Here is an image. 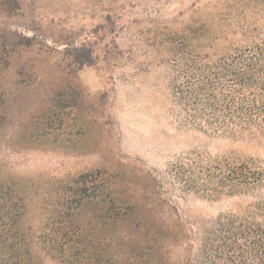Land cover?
Returning <instances> with one entry per match:
<instances>
[{
	"label": "rangeland",
	"instance_id": "374dc122",
	"mask_svg": "<svg viewBox=\"0 0 264 264\" xmlns=\"http://www.w3.org/2000/svg\"><path fill=\"white\" fill-rule=\"evenodd\" d=\"M227 1L0 5V207L7 206L0 209V234L13 231L1 219L9 210L10 216L20 215L19 229L38 264H112L111 251L119 264H160L158 253L133 248L145 237L128 230L126 220L96 219L104 212L101 205L84 203L68 216L80 174L128 177L150 170L163 178L161 192L186 221L209 220L237 200L207 199L186 188L181 194L169 167L177 159L216 160L228 149L260 157L264 165V141L251 148L250 142L180 126L171 113L170 68L162 62L168 32L185 26L191 15L230 10ZM238 25L217 18L211 24ZM83 48L92 51L93 61L79 66L71 54ZM185 248L170 246L162 254L166 260L179 255L185 264Z\"/></svg>",
	"mask_w": 264,
	"mask_h": 264
},
{
	"label": "trees",
	"instance_id": "16d2710c",
	"mask_svg": "<svg viewBox=\"0 0 264 264\" xmlns=\"http://www.w3.org/2000/svg\"><path fill=\"white\" fill-rule=\"evenodd\" d=\"M227 2L230 10L191 15L185 26L168 32V55L162 62L171 72V113L180 126L258 148L262 146L258 142L264 141V0ZM13 3L18 5L17 0H0L7 9ZM215 18L225 25L232 20L239 25L214 28ZM81 50L71 54L75 62L79 66L91 63L92 51ZM169 175L181 194L186 188L207 199L237 200L209 220L189 216L186 221L178 217L171 196L161 192L163 178L150 170L128 177L86 172L75 180L68 216L84 203L101 205L104 212L95 218L110 224L126 220L128 230L141 231L145 237L133 248L158 253L164 260L160 264H182L181 256L166 260L162 253L167 247L183 245L185 264H264V165L260 157L228 149L211 161L177 159ZM126 188L129 193L122 194L120 190ZM3 218L9 220L6 229L13 231L0 234V264H38L19 229L20 215L10 216L8 210L1 214ZM110 257L112 264H119L114 251Z\"/></svg>",
	"mask_w": 264,
	"mask_h": 264
}]
</instances>
